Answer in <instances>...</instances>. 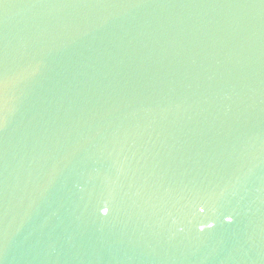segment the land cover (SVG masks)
I'll return each mask as SVG.
<instances>
[{"label":"water","instance_id":"obj_1","mask_svg":"<svg viewBox=\"0 0 264 264\" xmlns=\"http://www.w3.org/2000/svg\"><path fill=\"white\" fill-rule=\"evenodd\" d=\"M0 264H264V0H0Z\"/></svg>","mask_w":264,"mask_h":264}]
</instances>
